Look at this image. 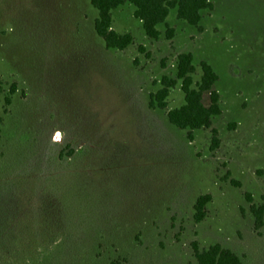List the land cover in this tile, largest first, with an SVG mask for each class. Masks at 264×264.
I'll use <instances>...</instances> for the list:
<instances>
[{
	"label": "rangeland",
	"instance_id": "obj_1",
	"mask_svg": "<svg viewBox=\"0 0 264 264\" xmlns=\"http://www.w3.org/2000/svg\"><path fill=\"white\" fill-rule=\"evenodd\" d=\"M209 1L201 30L170 11L171 40L118 7L113 29L133 37L120 50L88 0H0V264H197L194 245L213 244L264 264L250 211L264 205V0ZM180 52L218 75L215 148L210 129L190 140L168 121L179 84L149 105Z\"/></svg>",
	"mask_w": 264,
	"mask_h": 264
},
{
	"label": "trees",
	"instance_id": "obj_2",
	"mask_svg": "<svg viewBox=\"0 0 264 264\" xmlns=\"http://www.w3.org/2000/svg\"><path fill=\"white\" fill-rule=\"evenodd\" d=\"M98 11L94 19L93 28L101 37L106 48L125 49L131 44L133 37L129 32L119 33L113 29L112 11L128 3L133 5V15L141 22L143 31L148 38L158 39L162 31L159 26L165 24L164 36L171 40L175 29L166 23L172 9L178 20L201 30L199 25L202 12L212 10L209 0H88ZM194 57L190 52H180L175 56L174 75H162L155 92L149 94V105L160 109L167 108V99L171 90L180 85L183 94V103L175 108L168 109L166 117L175 127L185 130L188 139H192L196 129H210L212 147L219 144L217 130L212 126L214 116L220 114V96L215 88L218 75L206 61L194 64ZM199 68V73L197 71ZM2 81L0 79V91ZM14 89H12L13 91ZM204 95L208 96V104H204ZM260 172V171H258ZM211 200L210 194L200 195L193 206L194 220L200 222L205 216V207ZM251 214L255 228L264 226V205H252ZM25 217V214H23ZM27 217V216H26ZM25 217V218H26ZM197 264H243L241 258L230 249L219 244L199 249L193 247Z\"/></svg>",
	"mask_w": 264,
	"mask_h": 264
}]
</instances>
